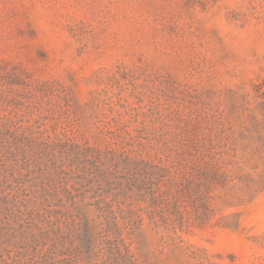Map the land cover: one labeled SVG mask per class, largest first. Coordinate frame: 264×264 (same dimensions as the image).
I'll use <instances>...</instances> for the list:
<instances>
[{
  "label": "rangeland",
  "instance_id": "rangeland-1",
  "mask_svg": "<svg viewBox=\"0 0 264 264\" xmlns=\"http://www.w3.org/2000/svg\"><path fill=\"white\" fill-rule=\"evenodd\" d=\"M0 264H264V0H0Z\"/></svg>",
  "mask_w": 264,
  "mask_h": 264
}]
</instances>
